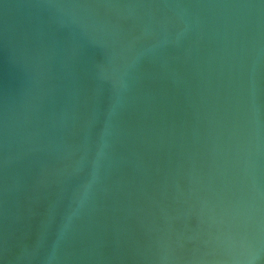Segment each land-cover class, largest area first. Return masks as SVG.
<instances>
[{"label":"water","instance_id":"1","mask_svg":"<svg viewBox=\"0 0 264 264\" xmlns=\"http://www.w3.org/2000/svg\"><path fill=\"white\" fill-rule=\"evenodd\" d=\"M0 264H264V0H0Z\"/></svg>","mask_w":264,"mask_h":264}]
</instances>
